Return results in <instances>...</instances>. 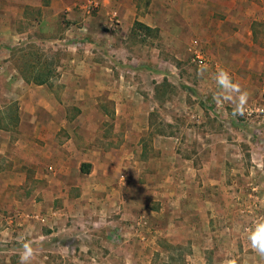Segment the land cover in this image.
<instances>
[{"label": "crops", "instance_id": "1", "mask_svg": "<svg viewBox=\"0 0 264 264\" xmlns=\"http://www.w3.org/2000/svg\"><path fill=\"white\" fill-rule=\"evenodd\" d=\"M161 1L162 4L157 5L156 2ZM257 1L259 5L256 0L96 2L101 3L100 20L104 27L126 32L143 22L149 29H160L163 33L161 40L167 46L203 50L207 45L217 49L260 48L264 43V33L255 23L264 19V0ZM86 2L0 0V60L7 58L0 62V81H11V86H15L17 81L25 83L19 90L10 88L13 91L4 94L7 100L4 106L0 105V110L6 114L10 103L14 102L17 112L15 118H6L4 126H0V209L15 211L14 227H19L15 233L11 217V227H7L10 232L0 231V241L8 240L4 237L9 235L20 242L21 249L18 255L12 249L5 251L4 257L0 253V264H18L22 245L27 241H33L37 251L32 264H55L46 259L53 257L56 250L63 257L74 261L80 259L79 262L84 264H119V260L141 255L138 253L141 245L147 250L151 242L155 251L166 225L169 228L196 226L197 221L193 222L184 210L202 215L200 211L205 203L214 205V202H220V197L214 195L220 191L221 176L219 156L215 150L216 138L210 143L206 141L208 138L198 136L196 132L188 136L187 131L183 133L186 136H178L171 131L157 132L151 136V143L160 153L151 154V167L134 166L141 158L125 153L124 144L138 146L145 137V131L150 135L153 128H161L164 123L151 124L150 120H145L146 113L151 115L160 111L159 104L151 101L150 108L149 105L143 106L135 98L136 92L121 84L122 73L112 74L111 66L113 63L119 67V61L95 64L91 58L83 57L80 62L73 59L65 65L59 64L58 70L64 69L63 72L43 78L37 73L24 74L16 65L11 66L14 57L25 56L21 45L32 40L31 35L34 34V39L41 38L39 42L35 40L41 46L46 45L43 39L49 44L58 33L56 18L65 13L68 19L83 18V27L90 33V22H93ZM112 12L119 18L120 25L114 26L109 20L108 13ZM161 18L165 20L164 26ZM23 23L26 27H22ZM62 28L66 36L63 42L78 36L81 30L76 25ZM82 45L83 42H77L63 46L72 51ZM230 59L231 63L239 60L246 63L249 58L235 56ZM193 61L198 64L195 58ZM57 82L61 84L57 86ZM155 93L156 90L152 91L151 97H155ZM185 95L188 96L187 91ZM66 96L71 97V101L65 99ZM108 98L114 101L110 105L111 110L106 104ZM109 110L116 115L115 131L125 134L121 133L120 140L116 138L115 143L119 142L121 147L114 151L100 144ZM164 122L171 129L179 128L176 127L179 122L173 118ZM199 126L203 127V124ZM78 127L85 131L99 129L100 140L96 141L97 136H91L95 132L83 134L84 137L72 133L71 136L75 137L63 142L60 132ZM187 127L191 131L197 129L196 125ZM205 143L210 145L206 156ZM189 144L196 146V150L186 155L180 146ZM29 160L35 164L30 166ZM30 167L33 170L30 175L36 180L34 186L29 181ZM82 172L86 173V178L81 176ZM133 175L137 181L125 188V178ZM145 176L151 177V184L143 180ZM74 188L78 193L71 197ZM29 192L34 196L29 198ZM145 195V198H151V202L144 201ZM64 196L66 198L61 201L59 198ZM146 211L151 214L148 212L147 215ZM149 223L151 234H143L142 231L136 234L132 228L136 226L140 230L138 226ZM41 225L50 226L53 231L45 235ZM74 225L84 226L88 232L72 234L70 231ZM58 226H63L66 234H61L60 229L56 231ZM49 242L53 246L46 247ZM192 244L191 253L187 256L193 257V261L199 260L200 264H210L208 247H202L196 241ZM104 257L108 258L107 261L100 259Z\"/></svg>", "mask_w": 264, "mask_h": 264}, {"label": "rangeland", "instance_id": "2", "mask_svg": "<svg viewBox=\"0 0 264 264\" xmlns=\"http://www.w3.org/2000/svg\"><path fill=\"white\" fill-rule=\"evenodd\" d=\"M162 2L156 3L159 5ZM86 4H88L93 22H90V33L83 27V18L68 19L65 13L63 16L56 18L58 22L56 21L57 23L56 25L54 23V25L59 26L58 33L49 44L43 39V43L46 45L41 46L37 43L41 38L34 39V34L31 35L32 40H26L28 43H22L21 45L25 50V56L22 57L21 54L19 57H14V63L11 66L16 65L24 74L37 73L40 78H43L44 76L52 77L63 72L64 69L58 70L59 64L65 65L73 59L75 62H80L83 57H86L87 60L91 58L95 64H102L107 60L119 61V67L116 68L113 63H111V66L113 67L112 74L120 75L122 73L121 75L124 78L121 80V84L127 86V88L129 87V90H134V93L136 92L135 98L138 101L140 100L139 102L143 106L149 105L150 108L151 101L159 104L160 111L158 113L152 112L151 115L146 113L145 120H150L151 124L164 123V126L161 124V128H153V131L149 132L150 135L145 131V137L138 146L124 144L125 153H133L136 155V159L141 158L136 160L134 166L145 165L151 167V154L160 153L151 143V136L164 131L175 132L178 136H186V134H183L186 131L187 136L196 132V135H201L205 139L208 138L206 141L210 143L213 138H216L215 150L219 156L221 166L219 170L221 175L219 178L220 185H218L220 191L214 193V195L220 197V202H214V205L205 203L200 211L202 215L184 210V213L189 214L193 222L194 220L197 221L196 226L190 228L188 225H181L169 228L166 225L163 227L164 233L157 240L155 251L151 248V242L147 250L141 245L138 251L141 255L128 257L122 261L119 260V264H173L172 258L176 259V262H182L180 259L184 257L189 264H200L199 260L193 261V257L190 259L187 256L191 253L193 241H196L202 247H208L206 251L210 255L208 256L210 264H231V262H234V264H264V257L259 256L251 249L250 242L247 239L255 222L264 220V114L248 116L245 111L243 116L233 117V105L229 103L217 104L213 99L214 95L220 91L214 77L219 70H227L232 79L241 84L242 90L249 94L246 108L264 107V43L261 44L260 48L248 49H217L207 45L208 47H204L203 50H187L184 47L167 46L161 40L160 36L163 33L160 29H149L145 27L146 25L143 22L136 24L139 25L138 29L135 25L133 29L126 30V32L104 27L103 22L100 20L101 3L95 4L92 0H87ZM256 4L259 5L257 0ZM148 13L150 14L151 11ZM108 16L114 26L120 25L119 18L113 12L108 13ZM38 19L41 20L40 17ZM160 22L164 26L165 20L161 18ZM72 25L81 28L79 35L63 42L66 36L62 27L69 28ZM255 25L261 33H264V19L258 20ZM22 27H26L25 24ZM35 40L37 41L35 42ZM77 42H83V47L78 46V49H72V51L64 47L68 43L69 45H75ZM106 45L108 47H105ZM22 48L21 50H23ZM197 51H200L208 61L202 67L193 61ZM235 56L249 59L246 60V63H241L240 60L237 63L228 61L229 58L234 59ZM6 59L4 57L0 62ZM10 82L6 79L0 81V105L4 106L5 100H7L5 93L10 92L12 89L19 90L25 84L17 81L15 86H11ZM60 84L57 82V86ZM155 90V97H151L152 91ZM186 91L188 96L185 95ZM65 99L71 101V97L66 96ZM113 102L108 98L106 104L110 108ZM166 105L167 107H164ZM9 106L10 110L6 114L0 110L1 127L4 126L6 118L12 120L17 114L15 103L12 102ZM110 110L108 121L103 124L101 138L99 129L85 131L83 128L78 127L76 130L63 129V132H60L63 142L75 137V135L83 136V134L95 132V135L91 134V136H97L96 141L101 139L100 144L104 148L113 151L116 148L119 149L121 146L119 142L116 144L115 141L116 138L120 140V136L124 133L121 132V134L115 131L116 115L115 112ZM74 114L78 115L76 112ZM169 118L178 121L176 127L179 126V128L171 129L169 125H165L164 121L169 120ZM201 123L203 127L199 126ZM193 125H196L197 129L192 131L188 129L187 126ZM181 127H184V129ZM72 133L75 135L71 136ZM180 147L184 149L181 151L186 155L192 154L196 150V146L191 144L181 145ZM203 148L206 156L205 153L210 151V145L205 143ZM34 164V161L29 160L30 166ZM32 171V167H30L28 171L29 181L34 186L36 180L30 175ZM85 174V172H82L81 176L86 178ZM143 180L145 182L149 181L151 184V177L145 176ZM134 181H137L135 175L125 178L124 187L131 186ZM140 181H142V178ZM74 189L75 191L70 194L71 197H75L78 193L77 188ZM30 196H34V194L29 192L28 197L30 198ZM145 197L146 195L143 198L144 201L151 202V198ZM64 198L66 196L59 199L62 201ZM148 212L151 214L150 211H146L147 215ZM14 215L15 211L13 210L0 209V223L2 224L0 231L10 232L8 228L11 227L9 223L12 220H14L12 228L16 229L15 233L18 231L19 227H14L16 222ZM200 216L202 217L200 218ZM41 227V231L45 235H47V232L51 233L53 231L50 226L41 225ZM138 227H140V230L136 226L132 227L136 234L139 231H142L143 234H151L150 223ZM59 229L61 234H66L63 226H58L56 231H59ZM85 231L87 229L84 226L74 225L70 233L80 234ZM4 238L8 240L3 239L0 241L1 255L4 257L5 251L10 249L16 250L18 255L21 250L20 242L10 238L9 235ZM49 246H53L52 242L46 245V247ZM54 254L53 257L46 260L55 264H84L79 262L80 259L74 261L73 258L63 257L57 250ZM100 259L107 261L108 258ZM89 261L93 262L91 259Z\"/></svg>", "mask_w": 264, "mask_h": 264}, {"label": "clouds", "instance_id": "3", "mask_svg": "<svg viewBox=\"0 0 264 264\" xmlns=\"http://www.w3.org/2000/svg\"><path fill=\"white\" fill-rule=\"evenodd\" d=\"M214 79L220 90L214 95V101L217 104L229 103L233 105V117L243 116L249 94L242 90L241 84L234 81L227 70H219ZM247 239L250 242L251 249L259 256L264 257V220L255 222L254 227L249 231ZM33 243V241L23 243V251L19 255L18 264H32V260L37 255ZM231 264H234V262H231Z\"/></svg>", "mask_w": 264, "mask_h": 264}, {"label": "built area", "instance_id": "4", "mask_svg": "<svg viewBox=\"0 0 264 264\" xmlns=\"http://www.w3.org/2000/svg\"><path fill=\"white\" fill-rule=\"evenodd\" d=\"M97 0H93V2L95 4H98V2H96ZM195 60L198 62V64L204 66L208 63L206 57L199 51L195 52ZM246 113L248 116H254L255 114H264V108H246Z\"/></svg>", "mask_w": 264, "mask_h": 264}, {"label": "trees", "instance_id": "5", "mask_svg": "<svg viewBox=\"0 0 264 264\" xmlns=\"http://www.w3.org/2000/svg\"><path fill=\"white\" fill-rule=\"evenodd\" d=\"M182 262H176V259L172 258L173 264H189L188 261L184 258H181Z\"/></svg>", "mask_w": 264, "mask_h": 264}]
</instances>
